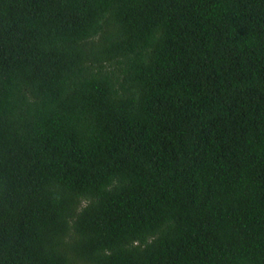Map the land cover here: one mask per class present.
I'll use <instances>...</instances> for the list:
<instances>
[{"label": "trees", "instance_id": "trees-1", "mask_svg": "<svg viewBox=\"0 0 264 264\" xmlns=\"http://www.w3.org/2000/svg\"><path fill=\"white\" fill-rule=\"evenodd\" d=\"M0 264H264V0H0Z\"/></svg>", "mask_w": 264, "mask_h": 264}]
</instances>
